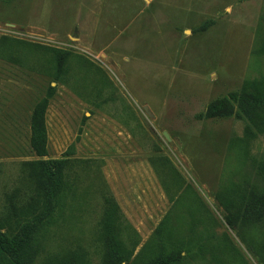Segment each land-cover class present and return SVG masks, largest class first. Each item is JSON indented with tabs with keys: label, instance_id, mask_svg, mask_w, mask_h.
Wrapping results in <instances>:
<instances>
[{
	"label": "rangeland",
	"instance_id": "1",
	"mask_svg": "<svg viewBox=\"0 0 264 264\" xmlns=\"http://www.w3.org/2000/svg\"><path fill=\"white\" fill-rule=\"evenodd\" d=\"M243 90L264 98V0H0V234L40 220L31 264H264V211L246 213L264 195V104ZM61 158L49 205L38 161Z\"/></svg>",
	"mask_w": 264,
	"mask_h": 264
},
{
	"label": "trees",
	"instance_id": "2",
	"mask_svg": "<svg viewBox=\"0 0 264 264\" xmlns=\"http://www.w3.org/2000/svg\"><path fill=\"white\" fill-rule=\"evenodd\" d=\"M51 97L47 93L46 97L36 106L33 111L30 121V147L38 158H44L47 155V133L44 125V111L47 106V101ZM245 103L263 105L264 98L258 93H252L243 90L239 97ZM231 108L227 100H220L211 106L207 111V116L217 117L222 115L227 109ZM67 160L65 158L55 160H41L38 161L40 166V174L42 177V190L47 196L49 205L56 203V199L63 190L62 173L66 168ZM47 204V218L51 216V207ZM264 211V195L254 197L248 202L246 213L252 214L254 211ZM49 212V213H48ZM114 213V211L112 210ZM104 218L106 226V234L109 239V258L113 263H119L120 256L125 254L121 249V241L118 239L114 225V217L111 213ZM40 220L34 224H26L21 227L18 234L14 237H7L0 234V264H31L34 256V242L33 236L37 230V225ZM175 260L172 254H163L149 260L136 261L130 264H170Z\"/></svg>",
	"mask_w": 264,
	"mask_h": 264
},
{
	"label": "water",
	"instance_id": "3",
	"mask_svg": "<svg viewBox=\"0 0 264 264\" xmlns=\"http://www.w3.org/2000/svg\"><path fill=\"white\" fill-rule=\"evenodd\" d=\"M144 111H146V113L149 115V117L152 118V115H151V113L148 111L147 107H144ZM163 136H164V138H165L166 140H170V139H169V136H168V134H167L166 132L163 133Z\"/></svg>",
	"mask_w": 264,
	"mask_h": 264
}]
</instances>
